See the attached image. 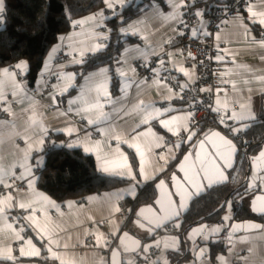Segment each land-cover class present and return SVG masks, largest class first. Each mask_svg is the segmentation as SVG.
Masks as SVG:
<instances>
[{
    "label": "crops",
    "instance_id": "1",
    "mask_svg": "<svg viewBox=\"0 0 264 264\" xmlns=\"http://www.w3.org/2000/svg\"><path fill=\"white\" fill-rule=\"evenodd\" d=\"M140 1L142 0H112V3L114 7L118 5L121 9ZM175 2L179 3V0H175ZM114 7L108 8L105 3L103 8L75 20H83L86 21L85 23L76 25L74 24L75 21H73L71 30L61 36L64 37V40L59 39L53 47L57 51L52 52V48L48 52L45 59L48 68L45 69L43 66L41 72L44 75L42 77L39 74L33 86L26 79L29 71L27 61L28 68L26 71L15 69L14 66L17 63L13 66L5 67L9 68L10 71L17 72L15 77L16 82L23 86L24 91L18 95H13L14 89L12 84L9 82L5 87L7 103H4L3 106L5 108L10 106L11 111L0 110V120H14L15 129L21 135H13L9 138L11 128L7 125L0 130L4 135V141L0 143V157H3L2 162L5 167L15 165L13 171L18 177L24 172V169L20 166L23 150L29 144L35 146L41 138L44 140V150L40 153L42 156H44L45 149L49 147V141L57 142L59 146L66 145L69 142L84 141L89 147H93L95 142L99 141L100 156H107L111 159L116 153L117 148L127 156L133 173H136V181L101 171V160L97 158L98 153L96 151H84V144L82 143L71 149H81L85 154L93 156L102 173L129 180V183L116 189L59 201L38 186L40 172H37L36 168L33 167V171L37 177L34 189L28 187L26 180L17 179L18 182L25 183L27 187L26 189L17 188L11 194L13 200L10 204L12 206L6 207L5 212L0 214V251L11 249L13 257L16 258L14 260H5L0 257V260L4 261L2 264H62V262L63 264H111L112 250L118 245L120 234L123 232V226L131 211L130 207L124 205V201L135 197L140 187L164 174L169 165L177 159L184 145H189L190 148V142H192L194 137L190 141L188 139L184 141L180 140V135L184 131L183 129L180 130L179 135H176L164 129L158 120H150L148 124H142V111L134 110V106L143 101L145 105H151V108L147 109L148 111L152 109H159L160 111L172 109L170 112H165L164 116L160 117V119H170L172 116H187L190 113L184 106L185 103L181 99L176 98L177 95L180 96L181 91L172 88L165 81V77L161 74V71L155 73L152 78L145 79L140 77L132 66V61L135 59L150 60L153 57H157L166 63L171 72L180 79L182 85H187L188 87L196 82L198 78L197 68L188 64L186 57L182 54L176 43L179 36L178 26L180 18L177 20L165 18L169 13L173 12V7L167 0H164V5L152 2L139 18L123 28L127 30V34L122 32L125 36L134 37L139 40V42L128 43L125 46L119 60L120 63L117 65V68H123L132 77L131 86L126 93L120 91V88L124 85V81L119 77L118 92L116 94L113 93V78L108 66L100 67L85 75H81V71L76 69L81 64L75 63L74 58L77 55L80 59L79 53L81 50L85 52V56L83 57L85 61L87 57L92 55L89 49L95 44L107 45L105 37L108 34L106 29L108 16L105 10L114 9ZM181 10L182 8L179 11L181 12ZM197 11L202 12L203 15L197 16V26L194 29L196 37L206 38L208 37V35H205V33H208L206 29V14L200 7L197 8ZM93 16H95L94 20L87 19ZM3 19L0 20V27L2 26ZM260 21H264V0H252L242 15L232 18L228 26L218 31L215 35L218 42L217 55L223 57V59L217 61L221 67L224 87L222 86L219 89L220 91L217 92L214 99L215 108L218 106L217 100L220 101L219 106L222 108V113L220 114H224V111H226L230 115L233 110L237 113L243 111L245 114L250 111L257 118L264 112V81L258 79V77H264V46L258 43L264 38V24L259 23ZM133 31L136 32L135 35L132 34ZM61 49H65L66 54L69 56V60L66 62L58 60V54ZM126 49L128 51H125ZM49 53H51V58H49ZM181 67L185 69L188 75H184V73L179 71ZM101 68L109 69L107 73V76L110 78L108 87L115 103H104L103 111L110 114L109 119L100 120L96 124H89L87 122L88 119H96V115L77 114L76 109L80 105L70 106L68 102L81 95V86L85 84L84 78L98 72ZM132 69L135 71L132 72ZM67 73H74L75 80L68 81L65 76ZM49 75H53L54 78L49 79L47 77ZM66 83H71L73 86L69 87L68 91L64 92L63 95H60L59 93ZM53 85H57V87L53 89ZM226 87L229 89H226ZM169 88L171 92H169ZM53 94L56 96L55 102L52 99ZM166 97L171 98L166 99ZM33 101L35 102L34 108L32 107ZM225 105H227L226 109L224 108ZM241 105L247 107L242 109ZM70 107L72 111H69ZM114 109L116 110L114 111ZM33 112L42 120L43 127L47 129L46 133H42L39 127H29V118L33 115ZM250 121L228 120L227 123H233L234 127H239L242 124L250 125ZM184 122L189 128L191 119ZM149 127L152 129L154 135L141 136L139 141H137L135 139L137 134L147 132ZM219 127L216 128L223 130L233 138L231 136L233 134L224 125L220 124ZM68 128H75L77 131L69 136L63 131ZM101 129L104 131H101ZM241 133L235 136L240 138ZM197 134L198 132H196ZM55 136L60 137L58 141ZM117 136L120 137L119 140L116 139ZM136 143L141 145V150L145 153V171L154 177L152 180L143 181L142 176L138 173L141 159L140 154L136 152L135 148L129 147V144ZM178 143L179 147L176 146ZM261 150H264V146ZM130 151L137 159V169L131 162ZM258 154L250 158V170L247 177L248 185L252 184L254 174L257 177L264 176V172H259L256 164L253 162V157L258 156ZM36 157L37 153L33 150L29 163L35 165ZM170 174L165 178H168ZM10 179L11 177L7 178L5 183ZM137 182L139 183L138 187L135 188V192L129 195L132 185ZM250 188L252 192L245 194L240 199V202L254 215L261 216V214L251 210V201L256 195L264 193V183L261 179L257 178L255 186ZM41 193L52 202L48 203V201H44L33 205V208L36 209L35 216L41 226L48 229V234L44 235V239L42 240L39 238L41 235L39 229L27 219L29 215L33 214L32 209H21L18 207V204L21 202L28 203L32 200H39V194ZM117 193H120L119 197H117ZM7 195L9 194L0 196V199H3ZM229 202H231L232 207L230 210L227 208L223 215V217L230 215L231 219L229 221L221 219L213 225L201 222L192 227L206 225L205 234L209 235L208 240L202 239L199 235L190 239L189 233L192 228L180 235L172 230L173 223L159 229L154 235L142 232L135 226L132 229L129 225L126 230L133 232L136 236L143 239V245L153 244L155 240H159L161 241V247L159 249L155 247L150 248L147 253L142 251L132 254L123 253L122 264H128L129 261H134L135 264H138L137 260L139 257H145V255H148L154 249L158 250V258L163 256L168 261V264H174L169 253L175 251L171 248H164L165 242L172 243V237L178 238L179 251H181V247H184L181 252L187 255L182 264H220L218 257L221 256L228 261V264H264V230H245L239 235H235L231 243L227 240L228 231L235 220L233 207L240 204L239 202L235 204L231 200ZM117 207L120 209L119 211H116ZM124 207L128 208L127 215L123 214ZM137 209L133 213V218L136 216ZM258 224L264 225V221ZM8 225L12 227L8 228ZM217 226L221 227V231L209 234L210 230ZM22 228L23 231L21 230ZM16 233H19L23 239L18 238ZM109 235L115 237L114 242L109 240ZM97 236L100 237L99 244H97ZM245 236L248 239L242 241L241 238ZM90 237L93 239V244L87 245L86 239ZM219 237L226 239V250L212 256L210 242ZM165 238H168L167 241H165ZM28 239H32L33 244L37 248H40L41 255L39 257L20 256L21 247L26 251L30 250L27 244ZM51 241H56V243H52ZM105 241L108 242L107 246H104ZM65 245L67 247H64ZM201 248L205 249L203 257L198 255V251ZM52 252H56L59 258L54 259ZM145 264H152V261Z\"/></svg>",
    "mask_w": 264,
    "mask_h": 264
},
{
    "label": "trees",
    "instance_id": "2",
    "mask_svg": "<svg viewBox=\"0 0 264 264\" xmlns=\"http://www.w3.org/2000/svg\"><path fill=\"white\" fill-rule=\"evenodd\" d=\"M152 2L164 5V0H142L108 16L106 21L108 34L105 39L107 46L103 51L87 57L83 64L76 67L81 71V75L108 66L113 78V93L118 92L119 78L114 71L118 65L117 61L120 60L128 43L139 42L137 38L125 36L121 29L139 18ZM224 2L225 0H202L197 4L196 12L200 7L208 15ZM4 3V19L0 27V70L20 61H27L29 71L26 79L31 86L39 77L48 52L62 35L71 30L73 21L105 6L104 0H4ZM219 126L220 123H217V127ZM231 136L238 144L240 152L236 167L229 172L230 182L227 185L213 187L203 196L196 198L191 203L188 213L179 220L180 227L176 229L173 226L174 232L181 235L201 222L209 225L218 223L227 210V207H221L225 205L227 199V202L231 200L235 204L240 203L233 207L235 220H253L260 223L264 221V216L254 215L240 202L245 194L252 192V189L247 187V177L250 158L258 154L264 146V112L254 121H250V127L241 133L240 138ZM55 138L58 141L60 137ZM188 148L189 145H184L177 159L169 165L164 174L140 187L135 197L124 201V205L130 207L131 211L122 231L130 225L137 208L154 202L157 197L156 184L176 170ZM129 153L131 162L137 169V159L131 151ZM44 161V167L39 173L38 186L59 201L116 189L129 183V180L102 173L95 158L85 154L81 149H69L59 145L51 149L49 146L44 151ZM210 246L211 255L215 256L226 250V239L215 238L210 242ZM183 249L184 247H181V251ZM181 251L169 253L174 264H182L187 256ZM2 263L4 261L0 260V264Z\"/></svg>",
    "mask_w": 264,
    "mask_h": 264
},
{
    "label": "snow or ice",
    "instance_id": "3",
    "mask_svg": "<svg viewBox=\"0 0 264 264\" xmlns=\"http://www.w3.org/2000/svg\"><path fill=\"white\" fill-rule=\"evenodd\" d=\"M108 8H113L114 4L112 3V0H104ZM168 3H170L173 7V12L169 13L165 18L166 19H172L177 20L179 19L183 13H181L179 10L181 8L187 7L186 0H179V3H176L175 0H167ZM191 3H195V0H190ZM5 5L4 0H0V20L3 19V13H4ZM103 15V13H101ZM197 16H202L203 13L197 11ZM88 20H94L95 16L87 18ZM86 21H75L74 24L80 25L85 23ZM180 23L184 24V21L180 19ZM259 23L264 24V21H260ZM131 27V26H130ZM122 32H125L127 34V30L121 29ZM133 35L136 34L135 31L132 32ZM179 35H184V33H178ZM192 36H196V31L191 30ZM205 35H211L210 33H205ZM60 40H64V37H60ZM107 39V37H105ZM261 46H264V38H262L258 42ZM106 44H95L93 47L89 49V51L92 54H95L96 52L103 51L106 48ZM57 49L53 48L52 52H56ZM125 51H128L126 49ZM80 59H75L74 62L78 64H83L85 56L84 51H80L79 53ZM143 55V53H142ZM171 55V54H168ZM191 55V53L189 54ZM49 58H51V53H49ZM217 60L223 59V57L217 55L215 57ZM117 63L119 64L120 61L118 60ZM164 64L163 60H160V65L162 66ZM15 69H23L27 70L28 64L26 61H20L15 66ZM44 68H48L47 62L44 64ZM162 67H157L154 69H150V71H153L154 73H159L162 71ZM109 69L107 68H101L98 72L90 74L89 77H85V84L81 86V95L76 97L73 100H69V105H76L79 104L80 107L76 109L77 114L80 113H86V114H95L96 119H88L89 124H96L100 120L109 119L110 114L105 113L103 111L104 109V103L114 104L115 101H113L111 97V93L109 91V83L110 78L107 76ZM115 73L118 75L119 78H121L124 81V85L120 88L121 92L126 93L128 88L131 86L132 77L129 76L128 72L125 71L123 68H116ZM132 72L135 70L132 69ZM180 72L184 73V75H188V73L185 71L184 68L179 69ZM17 72L16 71H10L9 68H4L0 70V110L10 112L11 108L10 106L5 108L3 105L4 103H7V98L5 95V87L10 82L13 86V95H18L19 93H22L24 91V88L21 84L16 82ZM40 75L43 77L44 73L41 72ZM68 81H74L75 80V74L74 73H67L65 74ZM95 78V79H92ZM167 79V78H165ZM258 79H261L264 81V77H258ZM73 85L71 83H66L63 89L60 91V95H63L64 92L68 91L69 87H72ZM235 87V85H233ZM53 89L57 87V85L52 86ZM187 85H182L181 90H183ZM169 92H171V89H168ZM201 91H209L208 89H201ZM220 90L218 89L217 92ZM171 97H166V99H170ZM177 99H183V97L177 95ZM53 101L55 102L56 96L53 94L52 96ZM103 101V102H102ZM217 107L213 109V111L217 112L218 114L222 113V108L219 106L220 101L217 100ZM35 102H32V107L34 108ZM227 105L224 106L226 109ZM247 106L241 105V108L244 109ZM151 108V105H145L143 101H140L139 104L134 106V110H140L142 111V124H148L150 120H158L159 124L164 128L167 129L169 132H172L173 134L179 135L180 130L183 129L185 132L188 133L187 139L190 141L195 135L196 132L194 130H190L188 128V125L184 122L188 119H191V113H189L187 116H172L170 119H160V117L164 116L165 112H170L172 109H165L164 111H160L159 109H152L151 111H148L147 109ZM116 109H114L115 111ZM69 111H72V108H69ZM256 119L255 115L252 114L250 111H248L247 114H245L243 111L241 113H237L235 110L231 112L230 115L227 114L226 111H224V114L220 115L219 123L224 125L229 132H231L234 136L240 134L241 132H245L248 127H250L249 124H242L239 127H234L232 125H229L227 123L228 120H235V121H254ZM10 126L11 131L9 133V138L13 135H21L19 132L15 129V121H4L0 120V130H2L5 126ZM39 127L42 133H46L47 129L43 127L42 120L38 118L37 114L33 112V115L29 118V127ZM65 131L69 136L73 134V132L77 131L75 128H68L63 130ZM101 131H104L101 129ZM154 135L152 133V129L149 127L148 131L145 133H138L135 139L139 141L141 136H149ZM27 139V137H25ZM117 140L120 139L119 136L116 137ZM4 141V135L3 132L0 131V143H3ZM125 143H128L127 141H124ZM84 144V151L91 152L96 151L98 153L97 158L101 160V171L111 174V175H117L122 177H127L128 179L132 181H136V173H133L131 165L128 163V158L124 153L120 152L119 148H117L116 153L113 155L111 159H109L107 156H100L99 150H100V142L96 141L93 147H89L87 143L84 141L79 142H69L66 145H63V147L66 148H74L78 146V144ZM206 144H208L213 151L207 152L205 151ZM44 140L41 138L35 146L32 144H29L26 149L23 150V157H22V163L20 166L24 169V172H22L18 177L15 175V172L13 169L15 168V165H12L10 167H5L3 164V157H0V185L4 187H11V185L6 184L5 181L7 178L11 177L13 179H19V180H26L28 187L30 189H34V184L37 180V177L35 176V173L33 171V167L37 169H42L44 167L45 161L44 156L40 155V153L43 152L44 148ZM179 147V143L176 145ZM57 145L54 142L50 141V148L55 149ZM129 147L135 148L136 152L140 154V166L138 169L139 175L142 176L143 181H148L154 179L153 176H150L145 171V162H144V155L145 153L141 150V145L139 143L136 144H129ZM199 149L200 152L196 153V159H192V154L189 153L188 155L184 156V162L180 164V170L184 173V180L181 181L178 179L175 175H173L172 182L175 186V193L170 192L167 190V185L163 180L159 182L157 187L160 189L159 198L155 200V204L159 206V210L157 208L152 207L151 205L143 207L139 210L138 213V219L137 224L141 228H146V224L142 223L140 218H142L144 221L147 222V232L149 234L153 233L155 229L162 228L165 226L166 222L171 220L173 221V225L176 228L180 227L179 223V217L181 215L182 211H186L188 207V201L191 200L193 197L200 195L206 187H212L215 184H221L227 181L228 177L225 175V170L228 168L233 167V156L236 152V146L233 144V141L228 139L227 137L221 135L220 132H211L207 133L204 136V139L199 142ZM35 150L37 153L35 165H32L29 163L31 159V152ZM203 153V155H201ZM253 162L257 166V170L259 172H264V150H261L258 154V156L253 157ZM223 165V167H222ZM261 179L262 182H264V176L257 177L255 174L252 178V184H249L247 187H254L256 179ZM206 182V183H205ZM138 183H135L132 185L131 191L129 192V195H132L135 192V188L138 187ZM191 189V191H190ZM247 190V188H246ZM173 195H176L179 197V204H177L176 200L173 199ZM120 196V193H117V197ZM13 200V197L11 194L3 197V199H0V214H3L6 210V207H11L12 205L10 202ZM44 201H48V203H52L48 200L47 197L43 196V194H39V200H32L28 203L21 202L18 204V207L21 209H32V215H29L27 219L32 222L36 226L37 229H39V232L41 233L40 239H44V235L48 234V229L41 226L39 220L35 216L36 209L33 208V205L36 203H42ZM71 206V205H69ZM221 207H227L229 210L231 209L232 205L231 202H226L225 205H222ZM120 209L117 207L116 211H119ZM251 210L253 212L261 214V216H264V194L262 195H256L254 199L251 201ZM231 219L230 215H225L222 220L223 221H229ZM11 225H8V228H11ZM226 227V225H225ZM233 232L240 230V229H247V230H253V229H260L264 230V225L258 224V223H247V224H236L232 226ZM207 226L201 225L199 227H194L191 229L189 233V238H193L195 236H201L202 239L208 240L209 235H206ZM23 231V228L21 229ZM221 231V227L217 226L215 228H212L210 230L209 234H214ZM17 237L20 239H23V237H20L19 233H16ZM231 235L232 233H229V242L231 243ZM168 238H165V241H167ZM248 239L247 236L242 237V241H246ZM172 243L169 244L167 242L164 243V248L168 249L171 248L173 251L178 252V238L172 237L171 238ZM131 242V247L129 246L128 242ZM52 243H56V241H51ZM100 243V237L97 236V244ZM107 241H105V245L107 246ZM27 244L29 246L28 251H26L23 247L20 248V256H28V257H39L41 255L40 248H37L34 244L32 239L27 240ZM120 244L123 246L124 252H138L142 251L144 253H147V251L150 248H157L159 249L161 247V241L155 240L153 244H146L141 246V243L139 240H135L132 237L128 235V233H124L123 237L120 238ZM64 247H67L65 245ZM231 250V249H230ZM51 251V249H49ZM121 249L117 248L114 249L111 256V264H120L117 257L120 254ZM251 251V249H249ZM205 254V249L201 248L198 251V255L203 257ZM0 257H2L5 260H14L16 259L12 255L11 249H6L0 251ZM52 257L54 259H58V254L56 252H52ZM145 260H148V256L145 255ZM218 260L220 261V264H228V261L223 257H218ZM168 264V261L163 258V256L159 257L156 261H152V264ZM63 264V262H62ZM128 264H135L134 261H129Z\"/></svg>",
    "mask_w": 264,
    "mask_h": 264
},
{
    "label": "built area",
    "instance_id": "4",
    "mask_svg": "<svg viewBox=\"0 0 264 264\" xmlns=\"http://www.w3.org/2000/svg\"><path fill=\"white\" fill-rule=\"evenodd\" d=\"M202 0H195V3H191L190 0H186L187 7L182 8L181 13L183 15L180 17L184 21L181 24L179 21V33H184V35H179L176 43L186 57L189 65H193L197 68L198 78L191 86L185 87L181 90L182 83L179 78L171 72L167 67L166 63L161 66L160 58L153 57L150 60L135 59L132 61V66L137 71L138 75L145 79H150L154 76V72L150 69L157 67H162L161 74L167 79L165 81L172 86L175 90H180L181 99L185 103V107L189 110L191 115V124L189 129L195 132H204L210 128H216L217 123L221 114L213 111L215 109L214 99L217 94V90L223 85V78L221 74V67L215 58L218 51V42L215 37L216 33L229 24V21L239 15H242L246 7L252 0H225L224 3L220 4L212 13L206 15L207 19V32L206 38H199L192 36L191 30H194L197 26V15L196 6ZM120 10V6L115 5L114 9H106L105 13L107 16L112 14L114 11ZM191 53V55H189ZM79 59V56H75ZM58 60L60 62H66L69 60V56L66 54L65 49H61L58 54ZM49 79H53V75L47 76ZM201 89H208L209 91H201ZM226 89H229L226 87ZM5 115L4 112H2ZM233 126V123H229ZM188 133L182 131L180 135V140L184 141L187 139ZM58 145L57 142H54ZM50 146V141H49ZM245 150V148H244ZM40 172L41 169H37ZM6 184L11 185V187H4L0 185V196L5 194H12L19 189H26L27 185L23 182H18L17 179L11 178ZM128 208H123V214L127 215ZM109 240L115 241L113 235H109ZM87 245L93 244V239H86ZM148 260L144 257H139L138 264H145L149 261H154L158 258V250L154 249L149 253Z\"/></svg>",
    "mask_w": 264,
    "mask_h": 264
},
{
    "label": "water",
    "instance_id": "5",
    "mask_svg": "<svg viewBox=\"0 0 264 264\" xmlns=\"http://www.w3.org/2000/svg\"><path fill=\"white\" fill-rule=\"evenodd\" d=\"M211 132H220L221 135H223V136L227 137L228 139L232 140V141H233V144H235L237 150H236V152H235V154H234V156H233V167H232V168H228V169L225 170V175L228 177L227 181H225L224 183H221V184H215V185L212 186V187H206L205 190H204L200 195L195 196V197H193L191 200H189V201L187 202V203H188L187 210L181 212V215H180L179 219H181L185 214L188 213V211H189V209H190V206H191V203H192L196 198H199V197L203 196L204 194H206V192H207L209 189H211V188H213V187L222 186V185H227V184L230 182L229 172L232 171V170L236 167V165H237L238 155H239V152H240V148H239L238 144L236 143V141H235L232 137H230V135L226 134L223 130H221V129H219V128H210V129H208V130H206V131H204V132H198V134H197L196 136H194L192 142H190V148L186 151V153L184 154V156H185V155H188L189 153H191V154H192V159L195 160V159H196V153H197V152H200V149H199V142H200L201 140L204 139L205 134H207V133H211ZM205 151H207V152H212L213 149H212L208 144H206ZM201 155H203V153H202ZM184 156H183V158L181 159V161L178 163V165H177V167H176V170L173 171V172L170 174V176H169L168 178H162V179H161V180H163V181L165 182V184L167 185V190L170 191V192L175 193V186H174V183L172 182V179H171V178L173 177V175H175V176H176L178 179H180L181 181L184 180V173L180 170V164L184 162ZM222 167H223V165H222ZM161 180H159L158 183L156 184V188H157V197H156V199L159 198L160 189L157 187V185L159 184V182H160ZM205 183H206V182H205ZM263 183H264V182H263ZM190 191H191V189H190ZM262 194H264V193H261L260 195H262ZM156 199H155V200H156ZM173 199L176 200L177 204H179V197H177L176 195H173ZM155 200H154V202H153L152 204L144 205V206H141V207H139V208L137 209V211H136V216L133 218V220H132L131 223H130V227H131L132 229H133V226H135L138 230H140V231H142V232H147V230H146V228H147V222L144 221L142 218H140L141 222L146 224V228H141V227H139V225L137 224L136 221H137V219H138V213H139V210H140L141 208H143V207H146V206L151 205L152 207L157 208V210H159V206L155 204ZM227 200H228V199H227ZM227 200L225 201V203L227 202ZM246 222H248V223H249V222H251V223H255V222H257V221H253V220H245V221L234 220L233 223H232V225H231V227H230V229H229V231H228L227 240L229 241V233H232V235H231V241H232V239H233V237H234L235 235H239L240 233H242V232H244L245 230H247V229H240V230H237V231L233 232V228H232L233 225H236V224H246ZM171 223H173V221L169 220V221L166 222L165 226H168V225H170ZM258 223H260V222H258ZM165 226H164V227H165ZM162 228H163V227H162ZM159 229H161V228H157V229H155V231H154L153 233H151L150 235H154ZM124 233H128V235H129L130 237H132L133 239H135V240H139L140 243H141V246L143 245V242H144L143 239H141L140 237L136 236L133 232H131V231H129V230H125V231H123V232L120 234L118 245L115 246V247L113 248V250H114V249H117V248L121 249L120 254H119V256L117 257V259L119 260L120 264H122V255H123V253H126V254L136 253V252H124V251H123V246L120 244V238L123 237V234H124ZM147 233H148V232H147ZM128 243H129V246L131 247V246H132V245H131V242L129 241ZM113 250H112V252H113Z\"/></svg>",
    "mask_w": 264,
    "mask_h": 264
}]
</instances>
